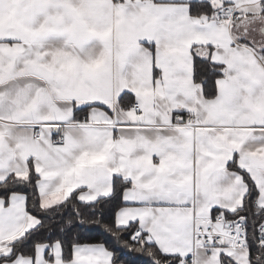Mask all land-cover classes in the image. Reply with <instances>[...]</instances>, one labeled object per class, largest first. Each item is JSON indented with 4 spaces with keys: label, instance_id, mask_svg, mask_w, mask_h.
<instances>
[{
    "label": "snow or ice",
    "instance_id": "snow-or-ice-1",
    "mask_svg": "<svg viewBox=\"0 0 264 264\" xmlns=\"http://www.w3.org/2000/svg\"><path fill=\"white\" fill-rule=\"evenodd\" d=\"M0 264H264V0H0Z\"/></svg>",
    "mask_w": 264,
    "mask_h": 264
}]
</instances>
